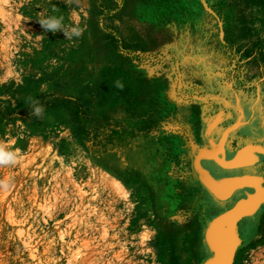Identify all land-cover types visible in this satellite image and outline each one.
<instances>
[{
	"label": "rangeland",
	"instance_id": "1",
	"mask_svg": "<svg viewBox=\"0 0 264 264\" xmlns=\"http://www.w3.org/2000/svg\"><path fill=\"white\" fill-rule=\"evenodd\" d=\"M212 123L264 147V0H0V264H201Z\"/></svg>",
	"mask_w": 264,
	"mask_h": 264
},
{
	"label": "bare ground",
	"instance_id": "2",
	"mask_svg": "<svg viewBox=\"0 0 264 264\" xmlns=\"http://www.w3.org/2000/svg\"><path fill=\"white\" fill-rule=\"evenodd\" d=\"M214 124L215 123L207 125V128L205 130L207 137L209 136L211 137V134L215 127ZM237 124H239V122ZM217 131L218 130L215 131L216 134ZM222 131L223 132H221V135L219 134L220 137L217 139V141L213 140L212 138H209L211 139L210 141L212 145V150H208V152L207 150H197L196 156L198 155V157H201L202 153L206 151L207 154L213 155L216 158H218L220 161H223V163H225L226 162L225 141L229 134L230 128L223 129ZM261 152H264V147L262 146L260 147L258 145H251V146L247 145V147L244 148L242 147V149L239 150L235 156H238L236 160L240 163H248V162L251 163L258 159V155ZM218 154L221 156L219 157ZM199 163L200 164H198V162L196 161L197 172L200 173L201 178H203L210 185L214 186L215 184V186H218V191L220 195L222 196L229 195L224 200H218L212 195L213 201L215 202L216 206L222 209L218 214L225 212L229 209H232L235 206V204L238 203V201L242 200L241 202H239L241 203V205L239 206V210L237 209L234 213L230 212V214H228L224 218H220L217 222L213 221L212 230L209 236L211 239V244L213 245L211 249L207 250L208 251L207 259L213 258V261L210 264H228L231 258L232 250L234 251L235 254L236 248L240 243L239 236L237 235L238 222L234 224V221L238 216V214L246 211H251L256 207L254 210L251 211V214L254 213L257 210V207L260 206L261 202L264 201V178L259 177L258 175L255 174L256 173L254 172L255 166L247 167L246 170L249 173L246 175H241V168L239 167L228 170L229 173L228 177L220 178V176L217 175V171L214 170L215 169L214 164L207 162L203 166L201 162ZM230 177L231 178L233 177V179L234 177H242L243 183H246V186L242 188L232 189L234 180L233 182L228 183L229 180H232V179H227ZM251 214L247 216H250ZM217 215L213 216L210 219H207L203 232L204 234L206 231V227L208 226V224H210V221L213 218H215Z\"/></svg>",
	"mask_w": 264,
	"mask_h": 264
},
{
	"label": "water",
	"instance_id": "3",
	"mask_svg": "<svg viewBox=\"0 0 264 264\" xmlns=\"http://www.w3.org/2000/svg\"><path fill=\"white\" fill-rule=\"evenodd\" d=\"M207 152L204 151V153H202L201 157H198V155L197 156H194V168H195L196 171H197L196 161L198 162V164H200L199 162H200V160L202 158L209 159V160H214L221 168H225V169H234V168H239V167H242V166H250V164H248V163H240V162H238L236 160L238 156H234L236 158H232L230 160H226V162L223 163V161H220L218 158H216L213 155L207 154ZM197 173H198V178L200 179V181L202 182V184L207 188V190L215 198H217L218 200H224L225 198H227L229 196V195L228 196H224V195L222 196V195H220V193L218 191V186H215L214 183H213L214 186L208 184L203 178H201L200 173L199 172H197ZM242 177H234V179H233V177L232 178L231 177L230 178H227V179H232V180H229L228 183H231L234 180V184H233L234 186L232 185V189L233 188H242V187L246 186V183H243ZM241 201H238V203L241 202ZM238 203L235 204V206L232 209H229V210H227L225 212H222V213L218 214L215 218H213L210 221V224H208V226L206 227V231H205V234H204V242H205V245H206L207 250L208 249H211V247L213 246L211 244V239L209 237L210 236V232L212 230L213 221L214 222H217L220 218H224L228 214H230V212L231 213H234L237 209L239 210V206L241 205V203H239V204ZM254 209H252V210H254ZM251 211H246V212H243V213L238 214V216L236 217V219L234 221V224H236V222H238L237 220H240L244 216H247V215L251 214ZM239 242H240V240H239ZM233 257H234V251L232 250L231 258H230L228 264H232ZM212 261H213V258L207 259V257H206L205 260L201 264H210V263H212Z\"/></svg>",
	"mask_w": 264,
	"mask_h": 264
},
{
	"label": "flooded vegetation",
	"instance_id": "4",
	"mask_svg": "<svg viewBox=\"0 0 264 264\" xmlns=\"http://www.w3.org/2000/svg\"><path fill=\"white\" fill-rule=\"evenodd\" d=\"M239 123L242 124V125H244L245 121H243V120L241 119ZM222 130H223V129H221V128L218 129V131H217V135H216V137H214V138H213L212 134H211V137H210V136H209V137L206 136L205 138H206L207 142H209V143L211 142V141H210L211 139H209V138H212L213 140L217 141V139H218V138L220 137V135H221V132H223ZM219 134H220V135H219ZM225 142H226V141H225ZM247 145H248V146H251V145H254V144H245V145H242V146H240V147H237L236 149H230V148H228V147L226 146V144H225L226 160H230L231 158H233V157L238 153V151L242 149V147H243V148H244V147H247ZM262 155H264V152H261V153L258 155V159L255 160V161H259L260 158L262 157ZM218 156L220 157L221 155L218 154ZM255 161H254V162H255ZM207 162H209V163L215 165V169H214V170L217 171V175H219L220 178H222V177H228V176H229L228 170H230V169L221 168L220 166H218L217 164H215V163L212 162V161H205V163H207ZM252 163H253V162H251V163L248 162V164H250V165H251ZM247 167H250V166H242V167H240V168H241V175H246V174L249 173V172H247V170H246ZM208 168H209V167H208ZM222 170H223V171H222ZM243 170H244L245 172H242Z\"/></svg>",
	"mask_w": 264,
	"mask_h": 264
},
{
	"label": "clouds",
	"instance_id": "5",
	"mask_svg": "<svg viewBox=\"0 0 264 264\" xmlns=\"http://www.w3.org/2000/svg\"><path fill=\"white\" fill-rule=\"evenodd\" d=\"M41 23L44 24L45 22L42 21ZM77 35H79L78 32H77ZM42 112H43V109L41 107H36L35 108V115L40 116L42 114Z\"/></svg>",
	"mask_w": 264,
	"mask_h": 264
}]
</instances>
